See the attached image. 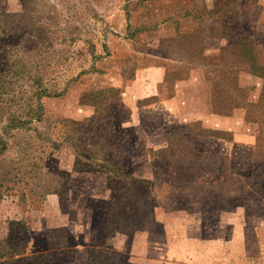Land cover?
<instances>
[{
  "label": "rangeland",
  "instance_id": "1",
  "mask_svg": "<svg viewBox=\"0 0 264 264\" xmlns=\"http://www.w3.org/2000/svg\"><path fill=\"white\" fill-rule=\"evenodd\" d=\"M263 72L264 0H0V262L264 264Z\"/></svg>",
  "mask_w": 264,
  "mask_h": 264
},
{
  "label": "trees",
  "instance_id": "2",
  "mask_svg": "<svg viewBox=\"0 0 264 264\" xmlns=\"http://www.w3.org/2000/svg\"><path fill=\"white\" fill-rule=\"evenodd\" d=\"M262 75V77H264V72L261 74ZM263 92H264V90H263ZM263 96H264V93H263ZM261 102H262V100H261ZM260 102V103H261ZM255 104H252V106H254ZM27 259V258H26ZM0 264H2V262H0Z\"/></svg>",
  "mask_w": 264,
  "mask_h": 264
},
{
  "label": "crops",
  "instance_id": "3",
  "mask_svg": "<svg viewBox=\"0 0 264 264\" xmlns=\"http://www.w3.org/2000/svg\"><path fill=\"white\" fill-rule=\"evenodd\" d=\"M245 236V235H244ZM245 239H246V237H245ZM246 244H247V240H246ZM246 244H245V248H246Z\"/></svg>",
  "mask_w": 264,
  "mask_h": 264
}]
</instances>
